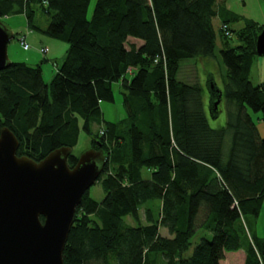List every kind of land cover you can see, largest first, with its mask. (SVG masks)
Returning a JSON list of instances; mask_svg holds the SVG:
<instances>
[{
  "label": "trees",
  "instance_id": "16d2710c",
  "mask_svg": "<svg viewBox=\"0 0 264 264\" xmlns=\"http://www.w3.org/2000/svg\"><path fill=\"white\" fill-rule=\"evenodd\" d=\"M90 2L0 0L1 20L23 13L31 27L69 44L50 83L41 64L11 62L0 71V129L16 134L18 155L37 161L74 148L81 131L108 156L98 180L105 196L84 195L65 264H264V238L244 222L264 202V136L249 112L264 120V83L250 77L264 23L222 0H97L89 17ZM38 10L50 16L46 28L36 23ZM216 17L228 101L218 128L208 121L202 85L178 77L185 58L216 56ZM114 82L122 83L127 113L116 122L101 108L114 100ZM77 158L73 152L69 164ZM199 229L212 238L202 235L187 255ZM240 250L246 257L238 260Z\"/></svg>",
  "mask_w": 264,
  "mask_h": 264
},
{
  "label": "water",
  "instance_id": "95a60500",
  "mask_svg": "<svg viewBox=\"0 0 264 264\" xmlns=\"http://www.w3.org/2000/svg\"><path fill=\"white\" fill-rule=\"evenodd\" d=\"M14 38L0 19V71L11 63L8 44ZM256 51L264 56V28ZM218 87L212 80L211 96L212 90L217 93L212 113L222 100ZM19 146L16 134L1 127L0 264H65L64 250L78 206L103 174L108 156L102 148L91 147L71 166L72 146L58 147L39 161L18 155Z\"/></svg>",
  "mask_w": 264,
  "mask_h": 264
},
{
  "label": "rangeland",
  "instance_id": "374dc122",
  "mask_svg": "<svg viewBox=\"0 0 264 264\" xmlns=\"http://www.w3.org/2000/svg\"><path fill=\"white\" fill-rule=\"evenodd\" d=\"M97 0H91L88 10V16L91 17L94 11V7ZM227 4L234 11L241 14L243 17L254 19L260 23H264V0H227ZM50 21V16L42 13L40 10L37 11L36 23L46 28ZM243 21H236L232 23L233 28H239ZM3 24L15 34V38L12 39L8 44V56L11 62H26L30 65L41 64L43 77L47 83L51 82L54 74L56 73L59 66L62 65L69 44L61 39L53 37L42 29L31 27L27 21L25 14L17 13L11 14L3 18ZM214 27L217 32L218 41L216 48V56L206 59H200L197 57L185 58L182 61V66L178 73L179 79L193 83L199 82L203 87V96L205 103V110L210 125L214 128L224 126L227 121L228 114V101L223 98L220 102V111L214 115L211 111V81H215L220 89L224 87V79L226 76V65L222 60L221 49L222 44L220 40L219 32V20L214 19ZM25 34L27 41L31 45L29 49H25L20 43V36ZM235 42V40L233 41ZM47 47L48 52H40L41 48ZM46 58V60H45ZM251 80L254 84L258 85L264 83V56H257L255 63L253 64L251 71ZM114 89V100L113 101H102L101 108L103 117L109 121H120L126 118V110L123 103V86L121 82L113 83ZM249 112L253 116L256 123L262 116L261 111H254L249 108ZM100 125L95 123L93 129H99ZM91 148V139L86 131H81L78 144L73 148V152L76 155H81L86 150ZM145 178L150 176L149 171L144 172ZM89 193L92 197L101 201L105 196V191L100 181H97L91 186ZM131 221V219H129ZM244 222L247 227L248 233H256L258 236L264 238V202L260 209L259 215L247 214L244 218ZM202 229V228H200ZM192 239V245L189 248L187 255H191L194 247L200 241L202 235H207L212 238L211 232L200 230ZM163 230V228H162ZM163 235H170L167 229L164 228ZM250 235V234H249ZM236 254L235 258L239 260L245 250L233 252ZM230 254V253H228ZM245 261V258H244ZM244 263V262H243Z\"/></svg>",
  "mask_w": 264,
  "mask_h": 264
},
{
  "label": "crops",
  "instance_id": "0c3cea01",
  "mask_svg": "<svg viewBox=\"0 0 264 264\" xmlns=\"http://www.w3.org/2000/svg\"><path fill=\"white\" fill-rule=\"evenodd\" d=\"M222 1H225L227 7H229L228 4H227V0H222ZM215 19H218V20H219V26H220V24H221V19H220V17H216ZM263 20H264V19H263ZM130 40H131V42L137 43L138 45H140V44L143 43V41H142L141 39H139V38H135V37H130ZM262 83H263V82H262ZM253 119H254V118H253ZM259 120H260V121H258V123H257V125H258V129H259L260 134H261L262 136H264V120H263L262 118H259ZM163 231H164V228H163V230L161 229V233H163ZM245 257H246V254H245Z\"/></svg>",
  "mask_w": 264,
  "mask_h": 264
},
{
  "label": "built area",
  "instance_id": "2783aa9c",
  "mask_svg": "<svg viewBox=\"0 0 264 264\" xmlns=\"http://www.w3.org/2000/svg\"><path fill=\"white\" fill-rule=\"evenodd\" d=\"M26 38H27L26 35H21L19 40H20V43L23 45V47L25 49H28V48H30V44L27 42ZM42 51H43V53L46 54L47 53V48H43Z\"/></svg>",
  "mask_w": 264,
  "mask_h": 264
}]
</instances>
